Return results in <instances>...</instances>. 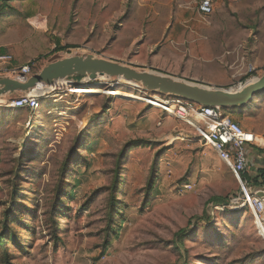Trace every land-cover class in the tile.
Instances as JSON below:
<instances>
[{"label":"rangeland","instance_id":"1","mask_svg":"<svg viewBox=\"0 0 264 264\" xmlns=\"http://www.w3.org/2000/svg\"><path fill=\"white\" fill-rule=\"evenodd\" d=\"M198 1L0 0V55H10L13 65L28 63L35 74L63 57L123 49L124 35L136 33L144 43L150 31L174 28L203 40L196 68L212 79L222 70L221 87L264 74V0H213L205 20ZM161 46L172 47L167 35ZM138 52L150 69L152 55ZM8 67L0 61V78H14L3 71ZM23 94L0 97V245H9L11 264H264V228L248 206L239 207L242 201L231 202L242 196L238 179L193 127L156 105L165 95L118 77L85 76L43 91L35 105H4ZM224 111L264 147V93ZM133 141L141 145L129 147ZM121 150V206L103 247L104 188ZM257 150L248 153L250 173L264 168ZM69 153L54 246L35 215L45 210V188L53 187ZM186 184L191 188L182 189ZM23 207L31 231L20 226Z\"/></svg>","mask_w":264,"mask_h":264},{"label":"water","instance_id":"2","mask_svg":"<svg viewBox=\"0 0 264 264\" xmlns=\"http://www.w3.org/2000/svg\"><path fill=\"white\" fill-rule=\"evenodd\" d=\"M85 76L118 77L155 93L224 109L243 107L253 101L259 93L264 92V74L251 79L252 81L248 80L237 88H223L88 54L56 59L24 79L0 78V97L19 92L27 93L39 85H52L58 80L79 81ZM254 191H257L258 196H264V186H254Z\"/></svg>","mask_w":264,"mask_h":264},{"label":"built area","instance_id":"3","mask_svg":"<svg viewBox=\"0 0 264 264\" xmlns=\"http://www.w3.org/2000/svg\"><path fill=\"white\" fill-rule=\"evenodd\" d=\"M213 8V0H199L197 3V12L202 20L211 15ZM0 61L9 65L3 71L14 78L24 79L31 74L28 63L13 65L11 64L12 57L10 55H0ZM252 74L254 73H250V75ZM36 102V96L32 97L27 92L18 99L10 102L5 101L4 103L8 107L20 108L35 105ZM149 102L151 105H155L153 100ZM156 105L160 106L167 114L175 116L193 127L198 137L214 148L218 157L231 170L241 185L242 196L231 202L234 204L242 201L239 207L248 206L253 212L257 223L264 228V196H258L257 191H254V186H249L240 177L248 169L249 148L256 145V134L244 130L221 107L203 106L167 95L162 98H156ZM190 188L191 185L189 184L182 186L184 190Z\"/></svg>","mask_w":264,"mask_h":264},{"label":"crops","instance_id":"4","mask_svg":"<svg viewBox=\"0 0 264 264\" xmlns=\"http://www.w3.org/2000/svg\"><path fill=\"white\" fill-rule=\"evenodd\" d=\"M164 35H167L170 43H172L171 48H164V46H161V39ZM124 36L125 41L123 49H119L116 52L103 53L102 55L109 59L123 61L132 66L146 67L147 62L145 61L144 56L138 52V50H145L152 55V59L150 58L151 60L148 62L147 66L150 69L216 87H221L220 83L226 78L222 70L221 72L220 70L215 72L217 77L212 79L205 77L203 72L196 68L198 63L196 64L195 62L202 60L205 56L204 54L199 56L198 53L205 51L206 45L198 35L197 37H194L193 31L180 33L174 30V28H170L168 31L162 29L159 34L155 33L153 36L150 31V38L146 39L144 43H137L136 40H138L137 38L139 37L136 33ZM124 36L122 38H124ZM120 39L121 36L118 35L117 41ZM136 45L137 49L134 51L133 48V51L129 52L130 48L132 46L135 47ZM184 52L189 53V55L184 56ZM208 60L212 62V58H209ZM220 66V69H223L222 64ZM261 144L262 143L257 141L256 145L252 148H257V152H259L258 154L264 156V150H262L264 147ZM252 148H249V152L253 150ZM255 161L259 164L258 157H255Z\"/></svg>","mask_w":264,"mask_h":264},{"label":"trees","instance_id":"5","mask_svg":"<svg viewBox=\"0 0 264 264\" xmlns=\"http://www.w3.org/2000/svg\"><path fill=\"white\" fill-rule=\"evenodd\" d=\"M4 49L0 47V53H3ZM247 76H250L248 74ZM264 92L259 93L258 95L263 94ZM257 95V96H258ZM252 103V101L250 102ZM247 106V104L245 105ZM232 108V107H230ZM238 109H243V107H237ZM140 141H133L131 142V146H140ZM124 151H120L117 159L115 161V167L113 169V177L111 179L110 184L105 187L104 189L108 192V199H107V205H106V225L103 228L104 233V241L102 243L103 247H106L109 244V237L114 232V228L112 226L115 216L118 214V210H120L121 204L119 203L117 199V191L119 187V168H120V161L121 157ZM72 155L70 153L67 157L63 159L61 162L59 168H58V175L57 179L54 182V185L52 188L48 189L45 188V199L43 202L45 210L42 212V214L35 215L37 219H39L40 224H43L45 229L47 230V234L49 235V240L56 246L58 242L61 240L58 223L56 221V217L60 214V208L64 206V202L62 201V197L64 195V187H65V173L67 172L68 166L72 160ZM154 175H151L149 177V188L151 187V184L153 183ZM241 179L243 181H246V183L249 186H264V168L257 167L253 170V172H244L240 175ZM223 201V200H219ZM24 210L21 211L23 213L19 212V223L21 227H24L26 230L31 231L32 227L29 225V223L25 222V216L30 213L29 210L26 207H23ZM18 250H22V245L17 244ZM0 264H11L10 262V253H9V245L2 244L0 245Z\"/></svg>","mask_w":264,"mask_h":264},{"label":"bare ground","instance_id":"6","mask_svg":"<svg viewBox=\"0 0 264 264\" xmlns=\"http://www.w3.org/2000/svg\"><path fill=\"white\" fill-rule=\"evenodd\" d=\"M102 78V77H101ZM252 81V80H251ZM71 81L70 80H58L57 82H55L54 84H52V85H49V86H47V87H45V88H43V89H40L39 87V89L38 88H36V89H34L32 92H31V94H33L34 96H38V95H41L42 93H43V91H45V90H49V89H51V88H53L54 89V87H68L69 85H71ZM125 83H131V82H129V81H125ZM136 86V85H135ZM118 93V92H117ZM119 94H120V92H119ZM122 95H125L124 93L122 94ZM127 95V94H126ZM131 95V94H130ZM3 103V102H2ZM4 105H7V104H4ZM259 229H260V227H259Z\"/></svg>","mask_w":264,"mask_h":264}]
</instances>
